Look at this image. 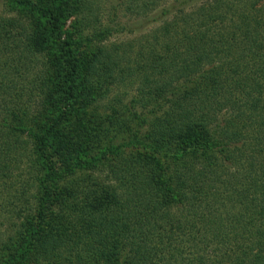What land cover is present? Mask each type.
I'll use <instances>...</instances> for the list:
<instances>
[{"label":"trees","instance_id":"trees-1","mask_svg":"<svg viewBox=\"0 0 264 264\" xmlns=\"http://www.w3.org/2000/svg\"><path fill=\"white\" fill-rule=\"evenodd\" d=\"M0 8V264H264V0Z\"/></svg>","mask_w":264,"mask_h":264},{"label":"rangeland","instance_id":"rangeland-1","mask_svg":"<svg viewBox=\"0 0 264 264\" xmlns=\"http://www.w3.org/2000/svg\"><path fill=\"white\" fill-rule=\"evenodd\" d=\"M0 12H2L1 11V8H0ZM119 18H122V20L123 21H125V22H127V23H135L136 21H135V19L133 20V19H129V18H124L122 15L121 16H119ZM69 21L70 20H67V22H66V24H65V26H64V29H66L67 27H68V25H69ZM144 23V20H141V23H139V24H143ZM147 23V22H146ZM146 23H144L143 25H142V30H148V29H151L152 28V24H150V23H148L147 24V26H145V24ZM139 24H138V26H139ZM137 26V25H136ZM135 34H136V32L134 31L133 33L132 32H124V33H121V34H114V35H112V36H110V38H109V42H123V41H128V40H131L134 36H135ZM77 51H79V52H81L82 51V48H80V49H77ZM126 92V89H124V88H120V89H117L116 87H115V90L111 93V95H109V97L108 98H114L115 96H118V95H122V94H124ZM127 98V97H126ZM125 98V99H126ZM133 133V129H131L130 131H128V133H126V136L127 137H129L130 136V134H132ZM123 141H127V139H125V140H123ZM154 155L157 157V158H159L160 156L157 154V153H154Z\"/></svg>","mask_w":264,"mask_h":264}]
</instances>
